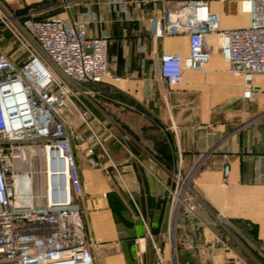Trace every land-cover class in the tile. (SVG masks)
I'll return each instance as SVG.
<instances>
[{"label": "crops", "instance_id": "obj_1", "mask_svg": "<svg viewBox=\"0 0 264 264\" xmlns=\"http://www.w3.org/2000/svg\"><path fill=\"white\" fill-rule=\"evenodd\" d=\"M208 1L220 17L221 29L250 25L251 16L243 8L248 0ZM65 2L69 9L62 8L59 16L72 23L86 20L88 35L109 39L111 77L107 81L114 93L90 105L89 122L101 142L93 155L100 163L98 169L88 164L87 150L94 142L72 139L81 177L74 191L79 193L76 201L90 242L94 249L100 248V254L95 252L96 264H138L130 252H136L140 239L146 254V226L157 230L158 238L165 235L169 223L166 184L175 168L177 149L184 151L185 170L205 155L194 181L204 207L199 208L201 224L193 237L204 246L217 243L220 248L216 254L201 255L184 246V232L178 230L177 264H264V74L254 76L253 100H244L242 79L226 71L217 37L211 34L206 37L212 49L208 69L186 70L180 86L162 90L156 56L187 55L189 42L184 35L154 36L149 19L158 17L161 7L154 2L22 0L12 11L41 13L46 9L38 11L29 5L58 3L56 7ZM6 44L7 39L4 50ZM8 53L14 57V51ZM72 124L75 132L90 135L79 116L72 118ZM226 165L230 166L228 178ZM238 222L250 226L257 241L236 229ZM173 226L174 222L171 231Z\"/></svg>", "mask_w": 264, "mask_h": 264}, {"label": "built area", "instance_id": "obj_2", "mask_svg": "<svg viewBox=\"0 0 264 264\" xmlns=\"http://www.w3.org/2000/svg\"><path fill=\"white\" fill-rule=\"evenodd\" d=\"M8 1L0 0V43L8 34L23 52L13 59L0 45V264H96L83 211L76 201L79 193L74 191L81 177L72 139L94 142L87 150L88 164L98 169L100 163L93 155L101 142L89 122L93 116L90 105L114 93L107 81L111 77L109 39L88 35L86 20L72 23L59 15L17 14L4 4ZM141 2L161 5L160 15L149 19L156 38L188 37L187 55L156 56L162 90L180 86L186 70L208 69L212 49L206 37L212 34L217 37L226 71L242 79L243 99L253 100L254 76L264 74V0L245 1L250 25L229 30L221 29L220 17L211 11L208 0ZM62 6L69 9L66 2ZM76 115L87 126L89 136L75 132L72 118ZM37 156L45 168L34 166ZM204 158L201 155L185 170L184 151H175L166 199L170 229L174 222L171 237L181 230L186 248L213 255L220 250L217 243L204 246L193 237L201 224L199 208L204 207L194 190ZM229 174L226 165L225 178ZM216 216L224 221L220 214ZM146 229L158 264H166L162 248L148 226ZM140 247L138 264H144Z\"/></svg>", "mask_w": 264, "mask_h": 264}, {"label": "rangeland", "instance_id": "obj_3", "mask_svg": "<svg viewBox=\"0 0 264 264\" xmlns=\"http://www.w3.org/2000/svg\"><path fill=\"white\" fill-rule=\"evenodd\" d=\"M17 2L20 4V3H22V0H9L7 3H4V4L7 6V8L10 11H12V10L16 11L18 9L16 7V6H18ZM55 5H58V3L57 4L56 3H49V4H46V5H43L42 3H40V4H31V5H29V7L33 8V9L36 8L38 11L46 9V11H43V12L40 13V16L41 17H47V16L58 15V12L63 8L62 5L53 7ZM11 51H14V57L12 56L13 59H16L19 56H21L22 52H23V48L20 47L13 38L12 39L11 38L7 39V44H6V49H5L6 53L11 52ZM91 124H93V122H91ZM95 129H97V128L95 127ZM84 130H87V126L86 125H84ZM98 151H100V149H98ZM34 160L35 159H33V161ZM34 166L36 168H38V169L45 168V165H44L43 160L41 159V157L37 156V162H36V164L34 163ZM168 218H169V212H168ZM166 227L167 228L165 230L166 231L165 235H163V237H161V238L155 237L154 240L162 248V257H163L165 263L166 264L167 263H169V264H177L175 252H174V249L172 247V237H171L172 231L170 229L169 223L166 224ZM147 237L148 238L146 240V254H143L144 264L145 263H159V257H158V255H156V252L154 250V246H153L154 243H153L152 239L149 237L148 233H147ZM142 244L143 243H141L140 245H142ZM135 251H136L135 252V258H136V263H137L138 258L140 256L139 255V251H140L139 245H137V248L135 249ZM95 252L100 254L101 253L100 252V248L96 247V249L94 250V253ZM97 260H98V263L101 261V259L98 258V257H97Z\"/></svg>", "mask_w": 264, "mask_h": 264}, {"label": "trees", "instance_id": "obj_4", "mask_svg": "<svg viewBox=\"0 0 264 264\" xmlns=\"http://www.w3.org/2000/svg\"><path fill=\"white\" fill-rule=\"evenodd\" d=\"M47 17H49V16H47ZM6 36V35H5ZM6 39H8L7 37H6ZM6 42V40H4L3 42H1L0 43V45H1V47L4 49V43ZM9 55H11V53H9ZM238 224H239V222H238ZM240 225V227L239 226H237V228L236 229H240V230H243L242 232L244 233V234H246V235H250L251 237H253L254 239H255V241H257L256 240V235L254 234V231L253 230H251V227L250 226H247V225H242V224H239ZM236 229H233V232L237 235V237L245 244V246L246 247H249L252 251H254L253 250V248H251L250 247V245H249V243L247 242V240L245 239V237H243ZM251 230V231H250ZM150 231H151V233H152V235H154V236H156V237H158V232H157V230H155L153 227H151V229H150ZM131 254H130V257L132 258V259H134L135 260V253H134V251H131L130 252Z\"/></svg>", "mask_w": 264, "mask_h": 264}, {"label": "bare ground", "instance_id": "obj_5", "mask_svg": "<svg viewBox=\"0 0 264 264\" xmlns=\"http://www.w3.org/2000/svg\"><path fill=\"white\" fill-rule=\"evenodd\" d=\"M247 5V4H246ZM42 153V151H40V154ZM63 168L61 166H58V170H62ZM51 179V177H50ZM172 235H173V230H172ZM142 249H144V244H142Z\"/></svg>", "mask_w": 264, "mask_h": 264}, {"label": "water", "instance_id": "obj_6", "mask_svg": "<svg viewBox=\"0 0 264 264\" xmlns=\"http://www.w3.org/2000/svg\"><path fill=\"white\" fill-rule=\"evenodd\" d=\"M172 247H173V249L175 247V238L173 236H172Z\"/></svg>", "mask_w": 264, "mask_h": 264}]
</instances>
